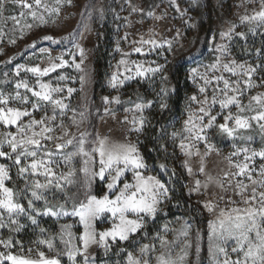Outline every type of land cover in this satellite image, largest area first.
<instances>
[{"label":"rangeland","instance_id":"obj_1","mask_svg":"<svg viewBox=\"0 0 264 264\" xmlns=\"http://www.w3.org/2000/svg\"><path fill=\"white\" fill-rule=\"evenodd\" d=\"M107 1L110 5H107ZM43 2L49 7L60 8L58 15L55 13L50 16L45 14V19L48 22L43 25H38L31 18H27L21 19L20 26H15L11 19L5 20L4 18L18 15L21 9L8 3L5 9L0 10V29L5 33V35L0 37V50H2V54H0V90L4 91L5 94L14 93L15 83L20 80H26L30 86L38 90L37 79L41 83H49L53 87L64 89L61 93L54 94V98H62L68 104V108L64 109L62 114L59 109H56L54 112L51 106L33 113L34 118L37 120L45 116L51 117L56 115L55 121H46V123H49V126L55 128L53 135L59 136L64 131H67L68 136L65 137V140L74 138L72 145H67L54 157L59 165L58 167H54V170L58 174L73 173L69 177L73 183L67 188L65 194L58 192L53 198L46 193V195H49V206L53 207L54 210L59 204H65V197L70 198L68 203L65 204V208L69 212L72 210V203L78 205L80 202H86L88 195L102 198L107 194L111 198H114V194L107 188L106 182H110V177H108L107 173L105 174V181H101L97 177L91 182L89 187L87 176L83 171L85 167H88L90 171L99 170V154L91 151L98 146L97 141L99 139H106L109 145H135L142 156L139 149V137L144 126L140 131H135L133 130L134 126L131 121L133 118L138 120L141 116L146 121V114L151 107L145 108L143 112H137L135 106H133L118 113V108L129 101V99H125L124 97L127 94L125 92L127 87L139 89L145 85L153 86L156 83L161 84L166 80L162 79V77L167 78L171 67L176 62L191 58L203 48L204 56L196 61V66L193 68L200 75L193 76V69L190 70V81L194 89L191 97L195 95L197 100L204 99V94L199 93V87L203 86V80L200 79V76L211 78L214 75L223 74L230 81L239 79L237 76L223 72L222 68L219 71L213 70L211 66L216 63L217 58H222L223 62L234 59L237 63L247 62L252 66L264 64V57L260 55L251 56L250 52H246L245 55L241 56L237 53L234 41L239 37L235 36V34H233L232 39L221 36V33L227 32L235 26V32L245 33L247 40H244V46H248L251 37L255 40L260 35H264V26L258 27L256 22L241 23V17L245 15L250 16L261 10L262 0H209L208 9L211 12L212 18V29L209 37L206 33L202 34L200 31L201 16L195 0H72L70 5L67 2L57 5L56 0H43ZM133 8H136L137 11H133ZM149 12L154 13V15L149 16ZM107 15L110 16V24L112 26L114 61L107 82L104 84L102 90L97 91L95 87V56L99 39L106 28ZM25 23H32L33 27L31 29L23 27V31H21L20 28ZM252 28L256 29V35H253L249 31ZM73 34L75 35L73 36ZM46 35H50L60 42L53 43L52 41L43 40L42 37ZM65 37H68V39H64ZM10 40H15V43H11ZM147 40H154L158 45L162 46L153 47L151 44L141 42ZM34 41L36 42L35 48L31 47ZM167 41H171L170 49L166 43ZM76 44H79L84 49L83 63L81 64L83 71H79L74 67V63H81V55L75 47ZM221 45L227 46L228 52L226 54L222 55L220 51ZM137 47L141 48V52L134 51ZM41 49H47L48 52H42ZM49 55L51 56V61L49 60ZM61 56L69 62L68 65L57 68L56 71L50 72L47 76L37 78L33 74L23 70H21L19 76L16 75L18 65H23L24 67L40 66L44 68L49 66L50 62L59 63L60 61L57 57ZM12 57L15 58L11 59V62H8ZM122 59L128 61L127 67H132L133 62H135L144 67L163 66V70L155 75L149 74L145 78L136 77L133 80L126 81L122 86L113 88L110 84L112 75L118 72L124 73L125 71L126 66L120 64ZM60 76H65L67 79L60 80ZM80 77L84 78L83 82H81ZM262 78H264V69H258L257 73L252 77L256 86L251 89H245L243 95L239 96L241 104L246 108L244 112L241 113L233 105L229 109L224 110L225 114L231 111L234 115L245 117L254 115L255 111L247 110V106L252 96L264 94V79ZM68 88L75 89L70 97L67 93ZM104 88H106V91ZM241 88L244 89L243 84H241ZM20 91L22 94L24 93L23 89ZM28 95L30 96V93ZM207 95L209 97L212 96L211 86ZM104 97H108V104L104 103ZM116 98H119V104L115 102ZM10 106L23 107L17 102H11ZM198 107L199 105L196 102L189 99L182 129L176 132L174 137L178 141V152L183 159V166L187 172L188 193L194 202L199 205L207 218V233L203 235L202 231L194 230L184 222L164 225L157 232V236L151 242L145 244L149 246V251L146 255H142L141 253V249L145 245L131 253L134 258L141 260L149 259L150 264H157L158 256L163 254L167 257L169 253H171L172 259H177V264H214L212 253L209 250L211 243L210 223L217 219L222 210L229 212L233 208L244 209L247 207L242 202L241 197L233 191L236 180L243 178L229 176L228 179L231 180L233 186L229 187L228 180L224 179V174L236 171L230 163L229 158L234 162H239L243 159V154L232 156L236 148L247 147L250 150H264L257 143V139L264 138V130L255 121H250L252 124L251 128L238 130L235 138L221 133L216 127L208 129L206 130L208 144L213 146V150L206 154V144L203 141L188 139L190 134L186 130L185 125L190 115L195 119L194 114H196ZM252 108L256 111L260 110L255 102H252ZM220 111L221 109L217 105L212 109V114L215 115ZM126 118L127 122H125ZM28 119L25 117L24 122H27ZM223 122V119L218 117L216 124ZM261 123H264V121ZM61 124L63 127H58ZM229 126L234 127L233 122L230 121ZM9 131L15 134L16 128L14 126L5 127L0 124V134ZM81 133H85L84 150L91 153L94 159L86 165L85 161L89 158L83 155H76L72 157L70 163H65L64 156L77 150V142L81 139ZM215 133L228 137L234 143L226 148L216 146L212 141ZM240 137H245V139H240ZM247 137H251V139H246ZM63 142V140H59L46 143L49 150L57 153L55 144ZM181 143L192 145L191 155L185 154V150L180 147ZM197 150L199 151V155L196 154ZM0 160H4V162L0 161V164L9 166L12 176L10 181L5 182L6 186L12 188L17 193L16 200L27 207V199L30 196L25 197L19 194L20 189L24 187L23 180L17 177L16 168L15 170L12 169L11 161L4 158H0ZM261 164H264V160L256 157L250 165V167L257 169V171L253 172L254 179L259 178L258 169ZM202 165L204 172L199 171ZM188 168L192 169L191 173H189ZM141 171L145 177H154L156 180H159L147 165ZM14 175L15 178L13 179ZM209 177L213 178L212 182H209ZM39 179L43 182L42 177H39ZM196 181H200L199 191L194 190ZM133 182L132 173L126 172L124 177L121 178L119 187L122 188L123 183ZM244 182L248 183L247 180ZM220 183L224 184V188L219 186ZM102 186H104L105 191L102 195L98 196L97 193H99ZM247 195L248 193H245V197ZM167 199L162 198L160 207ZM209 202L213 205V211H209L205 207V204ZM37 207L42 210L44 205L42 202H37ZM128 218L134 219L135 216L129 214ZM19 219L21 223L26 225L21 232L16 233L10 231L9 228L0 229V239L6 241L11 238L13 242L11 248H5L3 245H0V252H4L5 254L11 252L14 255L35 258L37 251H43L46 256L51 257L55 253L49 251L45 245L38 244L37 241L41 238L48 239L55 237L57 250L63 249L60 236L61 228L64 225L71 226L69 231L72 233L73 243L82 247L79 237L83 234L84 227L79 222L78 217H38L40 226L47 229V233L45 234H41L38 229L33 230V226L30 225V222L26 218L20 217ZM6 220L7 217L5 216ZM93 227L97 233L110 230L113 227V219L110 218V214L106 213L103 217L93 222ZM183 231H187V236L181 235ZM137 233L131 235L130 238ZM65 239H68V237L65 236ZM117 242L126 241L117 240L114 244ZM232 244L233 242L230 240L224 247H226L229 257L235 259L237 254L231 252ZM30 248L33 250L31 253L28 251ZM100 250L102 248L96 244L90 245L88 251L85 253V255L89 256V264H100L96 262V256ZM185 252L187 255L184 260L179 261L178 258L184 255ZM116 263L128 264V256L122 263L119 261ZM5 264H10V262L6 261ZM61 264H70V262L66 257H61ZM77 264H83L82 256L77 257Z\"/></svg>","mask_w":264,"mask_h":264},{"label":"snow or ice","instance_id":"obj_2","mask_svg":"<svg viewBox=\"0 0 264 264\" xmlns=\"http://www.w3.org/2000/svg\"><path fill=\"white\" fill-rule=\"evenodd\" d=\"M67 2L69 5L72 0H56L57 5ZM10 3L13 6L21 9L18 15H11L4 19H11L15 26H20L21 19L31 18L32 21L37 22L38 25L46 24L48 21L45 19V14L52 15L53 13L59 14V7H49L43 2V0H0V10L6 8V5ZM178 8V6H177ZM42 10V11H41ZM133 11H137L133 8ZM149 16L154 13L149 12ZM244 22H256L258 27L264 26V0H262L261 10L255 12L252 15H245L241 17V23ZM23 27L31 29L32 23H25L20 30L23 31ZM249 31L253 35H256V29L252 28ZM233 34L239 37L241 40H247L244 32H235V26L230 28L227 32L221 33L222 37L232 39ZM5 35L2 29H0V37ZM75 34H73L74 36ZM43 40L52 41L53 43H59L50 35L42 37ZM64 39H68L65 37ZM11 43H15V40H10ZM144 44H151L153 47H160L154 40L141 41ZM169 49L171 48V41L166 42ZM31 47H36L34 41ZM75 47L79 50L81 55V63H74V67L83 71L81 64L83 63L84 49L76 44ZM42 52H48L47 49H41ZM135 52H141V48L134 49ZM220 51L223 54L228 52L226 45L220 46ZM2 54V50H0ZM256 55H260V51L257 50ZM10 58L8 62H11ZM59 63L50 62L49 66L41 68L40 66L24 67L18 65L16 68V75L19 76L21 70L31 73L37 78L47 76L50 72L56 71L57 68H62L68 65V61L63 57H57ZM51 61V56L49 55ZM121 65H125L124 73L113 74L110 79V84L113 88L122 86L126 81L135 79L136 77L145 78L149 74L155 75L163 70V66L157 67H144L141 64L133 62L132 67H127L128 61L122 59ZM212 69L219 71L221 68L223 72L229 73L232 76H237L239 79L230 81L223 74L214 75L211 78L206 76H200L203 80V86L199 87V93L204 94L203 100H197L194 95L190 99L196 102L199 107L195 115V119L192 115L185 122L186 130L190 136L188 139L192 141H203L207 148V152L213 150V146L208 144V136L206 130L216 127L221 133L226 134L228 137L235 138V134L240 129H249L252 127L250 121H255L259 124L260 128L264 130V94H258L252 96L247 106V110L255 111V114L250 117L241 115H234L231 111L226 114L224 110L229 109L235 105L242 113L246 110L245 106L241 104L239 99L240 95H243L245 89H251L255 87V83L252 80L254 74L258 69H264V64H257L252 66L247 62L237 63L234 59L223 62L222 58H217ZM134 69V71H133ZM200 75L195 69H193V76ZM121 76L123 77L121 79ZM60 80H65L67 77L60 76ZM83 82V77H80ZM166 79V77H162ZM264 79V78H262ZM39 85L38 90L28 84L26 80H20L15 83L14 93L5 94L0 90V124L5 127L16 128L15 134L13 132H5L0 134V158L11 161V164L16 167L17 177L24 182V187L20 189L19 194L25 197L30 196L27 199V207L23 203L16 200L17 193L12 188L6 186V181H10L12 176L10 174L9 166L0 164V229L9 228L13 232H21L26 225L20 222V217H24L33 226V230H39L41 234L47 233V229L40 226L38 217L51 216H74L79 218V222L84 227L83 234L79 237L82 247L73 243L72 233L69 231L70 225H64L61 228L60 242L63 244V249L57 250L55 246V237L44 239L41 238L37 241L38 244L45 245L49 251L54 252L55 255L49 257L45 255L43 251H37L36 257L14 255L11 252L5 254L0 252V264L10 262V264H61V257H66L70 264H77V257H83V264H89V256L85 255L88 248L92 244H96L107 253L112 244L117 240L129 241L131 235L137 233L145 227L148 219L155 220L158 212H161L160 204L162 198H168V189L159 180L154 177H145L142 174V169L146 167L143 157L139 154V151L135 145L132 144H112L109 145L106 139H99L97 141V147L91 151L99 154V170L90 171L88 167H85L83 171L87 176V184L90 187L91 182L97 177L101 181L106 180L105 174L110 177V182L107 183V188L114 194V198L109 195H104L102 198H97L95 195H88L86 202H80L78 205L72 203V210L69 212L65 208V204L68 203V197H65V204H59L54 210L49 206V195L53 198L56 193L65 194L67 188L73 183L70 176L72 172L68 174H58L54 167H58V162L54 158L60 150L64 149L67 145L73 144V139H66L68 132L64 131L61 135H53L55 128L49 126L46 121H55L56 115L51 117H43L39 120L33 116L34 112L51 106L53 111L56 109L62 111L68 108V104L64 102L62 98H54V94L64 91L61 87H53L49 83H41L37 79ZM241 84L244 85V89L241 88ZM222 85V86H221ZM211 86L212 96L209 97L207 92ZM24 90V93L20 91ZM75 91L73 88H68L67 93L70 97ZM165 91L162 89V92ZM30 93V96L28 95ZM231 93V95H230ZM31 97V98H30ZM34 98V99H32ZM11 102H17L23 107L10 106ZM115 102L120 103L119 98H116ZM252 102H255L259 106V111L252 108ZM104 103L108 104V97H104ZM152 102L148 103H136L135 110L137 112H143L145 108L151 107ZM219 105L220 112L213 115L212 109ZM161 109H166L168 105L166 103L160 104ZM107 111V109H105ZM29 118L27 122H24V118ZM218 117L223 119V123L216 124ZM198 121V123H197ZM233 122L234 127L229 126V122ZM127 122V118L125 120ZM134 126L133 130L140 131L144 124L145 119L141 116L138 120L133 118L131 121ZM138 125V127H137ZM58 127H63L59 125ZM38 129V130H37ZM84 136L85 133H81V139L77 142V150L64 156L65 163H70L73 156L83 155L89 159L85 161L87 165L89 161L94 159L91 153L84 150ZM245 139V137H240ZM246 139H251L247 137ZM63 140V143H56L55 147L57 153H53L49 150L46 142ZM180 147L185 150L186 155H191V144L181 143ZM7 148V150H5ZM197 155L199 151L197 150ZM243 154V159L239 162H234L229 158L230 163L236 169L235 172H226L224 179L228 180L229 187L232 186L229 176L242 177L243 179H237L233 187V191L239 195L242 202L247 205L244 209L233 208L229 212L221 211L217 219L210 223V252L212 253V259L214 264H264V164H261L258 169L257 179L253 178V172L257 169L250 167L256 157L264 160V150L256 151L250 150L247 147L236 148L232 153V156H239ZM164 167L163 165L161 166ZM189 173L192 169L188 168ZM200 172H204L203 165L199 169ZM126 172H131L134 182L123 183V187H119L121 178L124 177ZM39 177L43 178V182ZM209 182H212L213 178H208ZM247 180L248 183L244 181ZM219 186L224 188V184L220 183ZM200 181H196L195 191H199ZM48 193L49 195H46ZM245 193H248L245 197ZM37 202H42L44 207L41 210L37 207ZM205 207L209 211H213V205L209 202L205 204ZM110 214V218L113 219V227L110 230L97 233L93 227V222L103 217L105 214ZM129 214L135 216L134 219H129ZM5 216L7 220L5 221ZM147 233H145L146 235ZM181 235L187 236V231H183ZM65 236L68 239H65ZM232 241L231 252L236 253L237 257L231 259L228 255V251L224 245L228 241ZM0 245L5 248H11L13 246L12 239L8 240L0 239ZM23 247V246H21ZM122 250V249H121ZM199 250V249H198ZM29 253L33 250L28 249ZM149 251V246L145 245L141 249L142 255H146ZM187 253L180 256L179 261H183ZM128 264H150L149 259L134 258L131 253L128 254ZM157 264H177V259L171 258V253L166 257L160 255L157 257Z\"/></svg>","mask_w":264,"mask_h":264},{"label":"trees","instance_id":"obj_3","mask_svg":"<svg viewBox=\"0 0 264 264\" xmlns=\"http://www.w3.org/2000/svg\"><path fill=\"white\" fill-rule=\"evenodd\" d=\"M195 2L201 16L200 31L209 37L212 29L211 12L208 9L209 0H195ZM108 16L106 28L99 39L95 56V87L97 91L102 90L107 82L114 61V40L110 16ZM234 44L235 50L241 56L245 55L246 52L255 56L259 50L260 56L264 57V35H260L255 40L251 37L248 46H244V40L240 38H236ZM202 56H204V48L191 58L176 62L171 67L166 80L161 84L145 85L139 89L132 87L125 89L127 94L124 97L129 101L118 108V113L128 107L135 106L136 103L152 102L139 137V149L151 172L167 187L169 197L161 205L162 211L158 212L155 220L148 219L145 227L132 236L129 241L117 242L112 245L107 253L103 249L98 251L97 263L117 264L118 261L122 263L129 253L151 242L157 236V232L164 225L170 223L184 222L194 230L202 231V234L206 235L207 218L188 193L187 172L183 166V159L178 152V141L174 137L175 133L182 129L188 102L194 92L190 81V70L196 66V61ZM162 89L165 91L162 92ZM104 90L106 91V88ZM161 103H166L168 107L161 109ZM212 141L220 148L230 147L234 143L228 137L216 133L213 135ZM257 143L260 145L259 147L264 148L263 137L257 139ZM0 161L4 162V160ZM11 166L15 170L16 167ZM11 184L13 183L11 182ZM100 189L97 193L98 196L105 191L104 186ZM145 233L147 234L145 235Z\"/></svg>","mask_w":264,"mask_h":264}]
</instances>
